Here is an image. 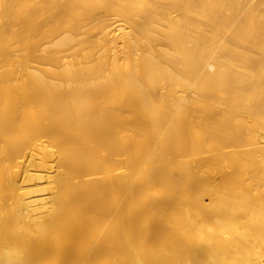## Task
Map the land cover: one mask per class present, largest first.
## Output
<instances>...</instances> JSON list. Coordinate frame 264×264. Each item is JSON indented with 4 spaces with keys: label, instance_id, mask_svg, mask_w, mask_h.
<instances>
[{
    "label": "bare ground",
    "instance_id": "1",
    "mask_svg": "<svg viewBox=\"0 0 264 264\" xmlns=\"http://www.w3.org/2000/svg\"><path fill=\"white\" fill-rule=\"evenodd\" d=\"M0 264H264V0H0Z\"/></svg>",
    "mask_w": 264,
    "mask_h": 264
}]
</instances>
